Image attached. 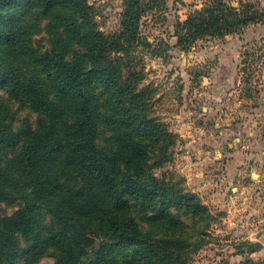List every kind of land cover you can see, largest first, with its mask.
Wrapping results in <instances>:
<instances>
[{
    "label": "trees",
    "instance_id": "trees-1",
    "mask_svg": "<svg viewBox=\"0 0 264 264\" xmlns=\"http://www.w3.org/2000/svg\"><path fill=\"white\" fill-rule=\"evenodd\" d=\"M121 1L118 28L104 33L87 0H0V264L43 251L54 264L184 262L181 239L150 236L137 220L176 222L163 210L176 191L152 173L173 136L147 115L154 90L137 88L136 58L169 47L140 28L166 0ZM254 22H264L254 2L206 0L176 18L175 45L187 50ZM18 109L34 118L17 120ZM180 195L186 213L198 211L194 194ZM109 238L132 246L131 259H116Z\"/></svg>",
    "mask_w": 264,
    "mask_h": 264
},
{
    "label": "rangeland",
    "instance_id": "rangeland-1",
    "mask_svg": "<svg viewBox=\"0 0 264 264\" xmlns=\"http://www.w3.org/2000/svg\"><path fill=\"white\" fill-rule=\"evenodd\" d=\"M205 1L166 0L165 6L154 16L147 14L140 26L142 34L150 42L163 40L169 44L160 57L145 54L142 59L136 58L138 64L143 66L137 88L154 90L147 115L163 122L173 136L171 155L152 173L158 182H164L176 191L174 201L167 194L168 202L163 204L164 213H171L176 222L163 218L155 223L144 214L137 220L150 236L181 239V252L186 256L183 264L264 261V250L245 252L241 248L248 241L241 238L246 233L240 227L242 221L239 217L228 219V208L235 204L225 200L224 156L225 87L233 89L229 95L231 100L238 102L243 98L248 99L247 110L253 108V102L264 86V38L246 40L239 37L240 43L236 41L233 44L225 40V36L207 37L198 40L187 50L179 49L173 35L176 18L183 20L190 10ZM229 1L237 3L242 0ZM243 1L254 2L264 11V0ZM87 2L101 31L111 33L118 28L121 0ZM233 55H237L236 58ZM17 117V120L34 118L26 109H18ZM214 168L217 169L212 170ZM204 171L214 175L206 176L208 173ZM181 192L194 194L198 211L186 213L187 207L181 203ZM1 208L4 213L13 210L9 204H2ZM246 221L249 226L256 222L251 218ZM106 241L108 245L105 247L112 248L116 259L121 262L131 259L134 253L132 246L116 244L112 238ZM21 247H24L22 243ZM54 260L52 255L43 251L35 257L24 254L13 264H54Z\"/></svg>",
    "mask_w": 264,
    "mask_h": 264
},
{
    "label": "crops",
    "instance_id": "crops-1",
    "mask_svg": "<svg viewBox=\"0 0 264 264\" xmlns=\"http://www.w3.org/2000/svg\"><path fill=\"white\" fill-rule=\"evenodd\" d=\"M238 2L231 4L237 5ZM239 37L246 40L264 38V22L250 23L239 35L236 33L225 35V40L233 44L236 41L240 43ZM236 56L233 55V58ZM225 65L229 67V64ZM263 88H260L253 102V108L248 111L246 106L248 99L243 98L238 102L231 100L229 95L233 89L225 87V200L235 204L228 208V219L237 216L242 221L240 227H243L246 235L241 238L248 241L247 244L241 245L245 252L248 245L252 246V250H264ZM239 105L241 108H238ZM207 173L206 176L214 175ZM248 218L255 219L256 222L249 226L246 221Z\"/></svg>",
    "mask_w": 264,
    "mask_h": 264
}]
</instances>
